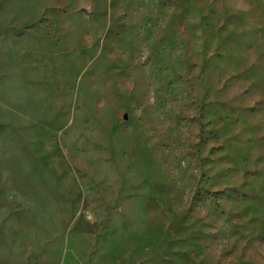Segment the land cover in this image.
Here are the masks:
<instances>
[{
  "label": "rangeland",
  "instance_id": "rangeland-1",
  "mask_svg": "<svg viewBox=\"0 0 264 264\" xmlns=\"http://www.w3.org/2000/svg\"><path fill=\"white\" fill-rule=\"evenodd\" d=\"M0 264H264V0H0Z\"/></svg>",
  "mask_w": 264,
  "mask_h": 264
}]
</instances>
